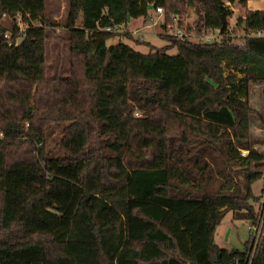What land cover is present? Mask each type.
<instances>
[{
  "label": "trees",
  "instance_id": "trees-1",
  "mask_svg": "<svg viewBox=\"0 0 264 264\" xmlns=\"http://www.w3.org/2000/svg\"><path fill=\"white\" fill-rule=\"evenodd\" d=\"M248 1L67 0L59 21L46 0H0V264H264L245 88L264 83V11L238 18L240 43L229 24ZM150 7L221 40L107 45ZM58 27L65 76L47 59ZM228 212L258 230L242 249L214 242Z\"/></svg>",
  "mask_w": 264,
  "mask_h": 264
},
{
  "label": "rangeland",
  "instance_id": "rangeland-1",
  "mask_svg": "<svg viewBox=\"0 0 264 264\" xmlns=\"http://www.w3.org/2000/svg\"><path fill=\"white\" fill-rule=\"evenodd\" d=\"M67 0H46V10L48 14L56 20L61 21L66 13ZM233 12L229 19L230 34L234 42H242L243 31L238 18L242 17L245 11H264V0H249L245 6L239 4L230 6ZM149 20L139 18L130 25H125L118 28L117 34L107 41V45H114L118 42H123L136 51L147 54L151 48L159 49L168 44L164 37L172 36L177 30H180L187 39L193 42H199L205 35L215 36L216 31L198 32L195 27L197 16L190 9L186 10L182 15L174 18L175 20L164 22V12L157 13L152 7L148 9ZM170 19V18H169ZM170 22V23H169ZM12 19L3 16L1 24L10 28ZM180 23V27L177 24ZM264 35V33H263ZM176 48H171L167 51L168 55H175ZM47 59L51 65L52 71L60 76H65L69 70V47L66 40V32L62 28H56L51 32L47 42ZM240 77V75H238ZM246 88V99L252 109L250 115V138L254 149L264 154V83H249ZM244 153V152H242ZM253 192L256 195L261 193L262 181L254 183ZM263 198L258 203H254L256 209H259L263 204ZM251 226L249 221L234 219L232 212H228L221 223L217 226L214 242L221 248L226 249H242L244 243L251 235H257L258 230Z\"/></svg>",
  "mask_w": 264,
  "mask_h": 264
},
{
  "label": "built area",
  "instance_id": "built-area-1",
  "mask_svg": "<svg viewBox=\"0 0 264 264\" xmlns=\"http://www.w3.org/2000/svg\"><path fill=\"white\" fill-rule=\"evenodd\" d=\"M155 12L161 13L162 9L160 7L153 8ZM175 20V19H173ZM217 32V35L211 36V35H205L203 36V39L200 42H206V43H211L214 41H220L221 40V35L219 34V31L214 30ZM172 36H175L177 38H183L186 37L184 34L181 33L180 30H177L175 33L172 34Z\"/></svg>",
  "mask_w": 264,
  "mask_h": 264
},
{
  "label": "crops",
  "instance_id": "crops-1",
  "mask_svg": "<svg viewBox=\"0 0 264 264\" xmlns=\"http://www.w3.org/2000/svg\"><path fill=\"white\" fill-rule=\"evenodd\" d=\"M136 20H139V19H131V18H129V19L127 20L126 25H130L132 22H134V21H136Z\"/></svg>",
  "mask_w": 264,
  "mask_h": 264
}]
</instances>
